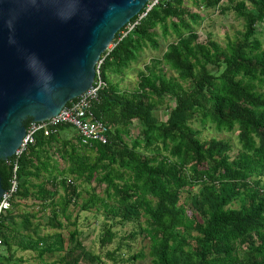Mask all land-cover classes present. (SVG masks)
<instances>
[{
  "label": "trees",
  "instance_id": "16d2710c",
  "mask_svg": "<svg viewBox=\"0 0 264 264\" xmlns=\"http://www.w3.org/2000/svg\"><path fill=\"white\" fill-rule=\"evenodd\" d=\"M224 1L167 0L102 55L105 86L93 112L109 127L108 143L84 144L75 127L62 124L36 133L16 172L14 156L0 160L5 190L15 174L19 182L0 220L8 264L18 250L104 264L83 244L69 211L82 195L77 181L105 185V195L93 189L81 209L103 207L105 218L135 224L149 239L153 264H264V0ZM191 5L234 9L244 30L225 47L211 36L201 41L203 17ZM160 37L174 40L139 70L134 90L122 89L114 76L136 67L145 49H159ZM194 122L238 132L236 155L228 140L202 139ZM29 200L32 210L23 208ZM37 206L51 210L46 226L54 233H41ZM62 218L75 227L68 240ZM113 227L103 222V244L113 241Z\"/></svg>",
  "mask_w": 264,
  "mask_h": 264
},
{
  "label": "water",
  "instance_id": "95a60500",
  "mask_svg": "<svg viewBox=\"0 0 264 264\" xmlns=\"http://www.w3.org/2000/svg\"><path fill=\"white\" fill-rule=\"evenodd\" d=\"M147 2L0 0V160L15 155L30 121L94 85L102 55ZM4 191L0 174V200Z\"/></svg>",
  "mask_w": 264,
  "mask_h": 264
},
{
  "label": "rangeland",
  "instance_id": "374dc122",
  "mask_svg": "<svg viewBox=\"0 0 264 264\" xmlns=\"http://www.w3.org/2000/svg\"><path fill=\"white\" fill-rule=\"evenodd\" d=\"M229 3L228 0H225L222 5ZM194 11H199L203 19L200 26L198 27L200 40L205 41L207 36H211L214 40L219 42L222 46H226L227 43L231 40H235L239 37L240 32L244 30V19L239 18L236 15L235 10H230L225 14L220 12V9H209L198 10L194 8ZM259 32H261V39L264 44V22L258 27ZM161 46L156 51H151L150 49L142 54V59L136 67H133L128 71L127 75L123 78L117 79L120 82L121 88L124 90H134L138 82V72L141 70L146 63H149L151 54L152 56L162 57L163 52L166 50L167 45L172 42L173 37H169L168 40L160 37ZM169 74H175L172 71H169ZM264 90V89H263ZM164 107V106H163ZM162 109L165 110V107ZM160 117H163V112H159ZM193 127L200 131V137L202 139H210L216 137L218 139H225L231 142L233 147L232 155L235 156L239 149L238 143V132L230 133L225 131H219L215 126L208 123L203 125L201 122H194ZM137 130L133 131V137L136 136ZM77 184L80 186L82 191L81 198L79 199V205L70 207L69 211H73L72 220H78V227L81 231L80 239L83 241V244L88 250L92 253L100 254L103 258L104 264H153L151 257L149 256V239L145 238L143 235L138 234V228L133 223H120L119 220H112L105 218L104 208L101 207L100 210H97V207H94L91 210L84 211L81 209V205L85 200L91 197L93 194V189H97L99 195H105V185L96 186V183L93 182L91 185L82 181H77ZM196 190V188H195ZM62 191H60V194ZM58 195V197L60 196ZM186 195L182 198L181 203H183L186 198ZM35 201L29 200L26 202V205L23 208L32 210L34 207ZM41 210L39 206L35 207V210ZM51 210H41L39 213V222L42 223L43 229H48L51 232H54L55 229H52L47 225L48 217ZM65 226L62 230V233L65 235L68 240L70 236V231L74 230L73 225L68 224V220L62 218ZM106 221L108 224H113V232L115 237L111 243L103 244L101 241L102 235L104 233L103 222ZM137 230V231H136ZM136 232V233H135ZM136 234L134 238H131V235ZM68 247L70 243L68 242ZM33 255V259L29 255H25L26 263L21 264H41L39 263V254L36 251L29 250ZM109 252H115L114 256H108ZM63 255V254H62ZM58 256V255H57ZM133 256H137V259H131ZM65 264V263H63ZM80 264H88L86 262H81Z\"/></svg>",
  "mask_w": 264,
  "mask_h": 264
},
{
  "label": "built area",
  "instance_id": "2783aa9c",
  "mask_svg": "<svg viewBox=\"0 0 264 264\" xmlns=\"http://www.w3.org/2000/svg\"><path fill=\"white\" fill-rule=\"evenodd\" d=\"M167 0H148L142 11L137 15L135 20H131L126 24L118 33V39L109 47V51L113 49L117 42L132 33L140 22L153 10L154 7L165 2ZM107 50V51H108ZM108 51V52H109ZM104 61V57L97 65V75L94 85L89 88L78 98L70 101L57 115L45 121H30L26 127V134L20 147L17 149L14 157L15 172L18 169L19 157L28 150V148L36 142V133L43 130L46 135H49L54 128L62 124H70L78 130L82 143L92 146L94 142H100L106 144L109 141L108 125L96 118L93 107L96 101L99 100L100 90L104 88L105 81L101 74V65ZM19 190V182L16 174L13 176L11 186L5 190L2 199L0 200V220L6 214V212L12 208V202L14 196ZM6 246L4 240L0 234V264H8L6 261Z\"/></svg>",
  "mask_w": 264,
  "mask_h": 264
},
{
  "label": "crops",
  "instance_id": "0c3cea01",
  "mask_svg": "<svg viewBox=\"0 0 264 264\" xmlns=\"http://www.w3.org/2000/svg\"><path fill=\"white\" fill-rule=\"evenodd\" d=\"M151 50L152 52L153 51H156V50H158V49H153V48H147V49H145V52L144 53H146L148 50ZM144 53H141V54H144ZM153 57H156V56H152V54H151V57H150V59L151 58H153ZM141 59H142V56H140V58H139V62L141 61ZM128 73V72H127ZM127 73H125L124 75H119V76H114V80L115 81H118L117 79H120V77H125L126 75H127ZM119 82V81H118ZM120 83V82H119ZM67 136V134L65 135V137ZM56 230H54V232H55ZM54 232H51V231H49L48 229L46 230V229H43L42 230V234H52V233H54ZM29 255V257L31 258V259H33V255H32V253L31 252H28V251H22V250H18L17 252H16V255H15V261H14V263L13 264H21L22 262L23 263H26V262H24L25 261V258H26V256L25 255ZM58 255V256H57ZM61 258H62V253H46L43 257H39V259H38V261H39V263H41V264H63V262L61 261Z\"/></svg>",
  "mask_w": 264,
  "mask_h": 264
}]
</instances>
